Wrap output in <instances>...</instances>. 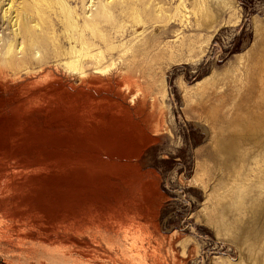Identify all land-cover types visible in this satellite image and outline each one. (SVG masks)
Masks as SVG:
<instances>
[{"label": "rangeland", "instance_id": "obj_1", "mask_svg": "<svg viewBox=\"0 0 264 264\" xmlns=\"http://www.w3.org/2000/svg\"><path fill=\"white\" fill-rule=\"evenodd\" d=\"M10 4L0 264H264V0Z\"/></svg>", "mask_w": 264, "mask_h": 264}, {"label": "bare ground", "instance_id": "obj_2", "mask_svg": "<svg viewBox=\"0 0 264 264\" xmlns=\"http://www.w3.org/2000/svg\"><path fill=\"white\" fill-rule=\"evenodd\" d=\"M10 1H11L10 7L8 8V10H5V17L8 16L9 19L11 20V22L13 23V27H17V29L14 32L15 33L14 38L18 37V39H19V41H21V43H19L18 39H17L16 43H17V45L24 44V48L22 49V52H24L23 55L25 56L24 58H28L31 61L32 58L31 57L29 58L30 53L34 49H38L40 46H42L43 40L41 38H38L35 35H33L32 32H31V29L28 26L29 24H31V22L28 24V22H29V13L30 14L32 13V12H30V6H25L24 8L20 9V11H18L17 9L14 10L15 8L12 5L15 0H10ZM13 14H16V15L14 17H12ZM31 16H32V14H31ZM13 20H15V22H13ZM44 35H45V32H44ZM14 38H13V40H14ZM10 52H11V50L9 49L7 54L9 55ZM73 52L75 53V50ZM69 54H71V53H69ZM13 56L14 55L12 53L7 59H3V61L0 63V71L1 72L4 73L5 71H7L6 69H8L9 67L14 66L13 59H12ZM37 62L38 61H36V63ZM19 64H20V62H19ZM16 66H17V64H16Z\"/></svg>", "mask_w": 264, "mask_h": 264}]
</instances>
